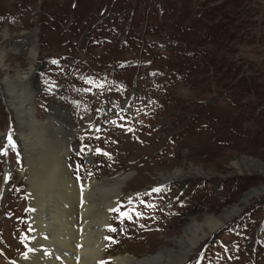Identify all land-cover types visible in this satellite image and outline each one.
<instances>
[{"label": "rangeland", "instance_id": "374dc122", "mask_svg": "<svg viewBox=\"0 0 264 264\" xmlns=\"http://www.w3.org/2000/svg\"><path fill=\"white\" fill-rule=\"evenodd\" d=\"M28 31L34 66L46 58L35 124L6 103L27 87L3 83L29 71ZM0 46V264L27 254L31 187L64 190L48 171L62 142L72 181L122 188L107 257L264 264V0H0ZM64 113L74 125L67 137ZM30 143L42 172L33 180ZM176 170L184 176L168 178ZM237 203L226 225L192 245L186 227Z\"/></svg>", "mask_w": 264, "mask_h": 264}, {"label": "bare ground", "instance_id": "6f19581e", "mask_svg": "<svg viewBox=\"0 0 264 264\" xmlns=\"http://www.w3.org/2000/svg\"><path fill=\"white\" fill-rule=\"evenodd\" d=\"M2 36L4 39L8 38L7 30L3 31ZM22 36L24 44L23 46H29V51L27 53L29 71L17 72L18 78H6L4 79L3 83L6 84V87H8L10 90L15 88L18 89L19 87H27V92L24 88L25 92H23L19 101L14 102L15 98L7 97L6 103L8 106H12L18 114L25 115L26 118L29 119L32 118L35 124L37 121L35 113L32 109L33 95L35 91L33 90L32 92L29 85L35 82L34 79L31 80V74H33L32 72L36 68L34 64L38 57L36 31L25 32L22 34ZM14 50L19 51V48H15ZM6 55V51L0 46V64L3 63V59ZM9 93L11 94V92ZM58 115L59 118H62L63 115V117L68 116L66 113L63 115ZM60 123H62L64 126L62 120H60ZM39 126L42 129L47 127L49 128L48 130L51 129L49 122L46 121L41 122ZM21 144L24 143L21 142ZM63 144L64 143L62 142V144L59 146L62 149H53L51 152L52 160L48 166V171L50 177L52 175H58L59 178H62L60 185L64 188V190H52L51 192H49V190H38V184L36 186H32L29 190L31 208L30 240L28 243L26 256L20 258L17 263L160 264L159 262L161 255L158 254H151L144 259H138L129 253L109 254L108 257L106 256L107 250H105L106 248L104 247L107 244L106 235L107 229L109 227L108 220L113 211L112 209H115L116 205L122 198V188L119 186L115 190H108L106 188L105 190H96V188L100 187L101 183L104 185L106 182H109L110 179L105 178L101 180V183L98 180H91L85 185L83 183H81L83 185H79L77 183L80 182L77 181L76 183V181H72L70 179L69 172L64 170L67 169L66 165L64 166L63 164L64 156L67 154V151L64 150ZM27 146L28 149H26L23 153L24 155H27L25 161L27 162L26 164L28 165V168L32 170L31 179L33 180L40 177L42 172L38 169L36 163L33 162V156L31 155V153L36 152L34 151L35 145L30 143ZM61 150H64L65 152L60 153ZM7 171V174H10V171ZM174 173L175 174H171L170 176L168 175V178L172 179L184 176L180 170H176ZM125 177L127 176H118L117 182H119V184H123L126 180ZM8 180L9 175L6 177L5 182ZM251 192L243 199V203L247 201V199L250 198L253 193H258L257 191ZM240 209L241 206L237 203L228 210L224 211V213L221 215H209L204 223H198L194 221V223L185 229L187 232L191 231L192 233V245H196L199 241L210 237L211 234L218 228L226 225V222L230 221L231 217L235 216V214L238 213ZM79 215L81 216L80 220L76 219V217ZM106 257L110 259L109 263H105L104 260H107ZM188 259L189 256L186 259L180 260L179 264Z\"/></svg>", "mask_w": 264, "mask_h": 264}, {"label": "water", "instance_id": "95a60500", "mask_svg": "<svg viewBox=\"0 0 264 264\" xmlns=\"http://www.w3.org/2000/svg\"><path fill=\"white\" fill-rule=\"evenodd\" d=\"M45 65H46V59L44 58L40 62L39 66L37 68H35L36 71L33 74H31V80L34 79L35 82L30 84L29 86H30V88H32L35 91V93H34L35 97L39 94V91L41 89V86H40L39 82H40V80H41V78H42V76L44 74ZM63 120H64L63 123H64V127H65V135L67 137V136L71 135L74 132L73 131L74 127L71 126V122H70V119H69L68 116L67 117H63ZM59 126L62 127V125H59ZM68 128H69V132H68ZM61 135L63 137V128L61 129Z\"/></svg>", "mask_w": 264, "mask_h": 264}, {"label": "snow or ice", "instance_id": "6c2138e0", "mask_svg": "<svg viewBox=\"0 0 264 264\" xmlns=\"http://www.w3.org/2000/svg\"><path fill=\"white\" fill-rule=\"evenodd\" d=\"M154 191H158V189H154ZM113 211H119V209L117 208V209H112ZM121 215H123V216H127L128 215V213H121ZM115 229H113V231H114Z\"/></svg>", "mask_w": 264, "mask_h": 264}, {"label": "flooded vegetation", "instance_id": "af4514ba", "mask_svg": "<svg viewBox=\"0 0 264 264\" xmlns=\"http://www.w3.org/2000/svg\"><path fill=\"white\" fill-rule=\"evenodd\" d=\"M183 179H186V178H183Z\"/></svg>", "mask_w": 264, "mask_h": 264}]
</instances>
